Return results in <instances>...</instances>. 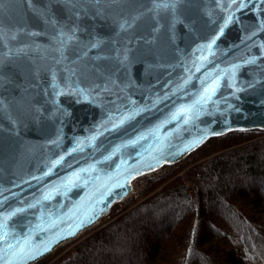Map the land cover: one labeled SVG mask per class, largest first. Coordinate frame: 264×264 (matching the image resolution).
I'll use <instances>...</instances> for the list:
<instances>
[{
    "label": "water",
    "instance_id": "obj_1",
    "mask_svg": "<svg viewBox=\"0 0 264 264\" xmlns=\"http://www.w3.org/2000/svg\"><path fill=\"white\" fill-rule=\"evenodd\" d=\"M240 2L0 0V218L24 208L8 231L50 249L26 264L97 224L138 176L209 137L264 130V0ZM217 77L195 119H172Z\"/></svg>",
    "mask_w": 264,
    "mask_h": 264
},
{
    "label": "trees",
    "instance_id": "obj_2",
    "mask_svg": "<svg viewBox=\"0 0 264 264\" xmlns=\"http://www.w3.org/2000/svg\"><path fill=\"white\" fill-rule=\"evenodd\" d=\"M142 178L139 195L33 264H264V130L209 137Z\"/></svg>",
    "mask_w": 264,
    "mask_h": 264
},
{
    "label": "snow or ice",
    "instance_id": "obj_3",
    "mask_svg": "<svg viewBox=\"0 0 264 264\" xmlns=\"http://www.w3.org/2000/svg\"><path fill=\"white\" fill-rule=\"evenodd\" d=\"M29 3H31V0H29ZM236 0H231V3L227 5V8H231L232 4H235ZM175 8V0H168V2L164 3H157L156 0H153V9L150 11L158 12L161 8L167 9L169 7ZM246 5L243 3V0L238 5L237 10L240 8H244ZM234 13L229 12V15L224 21V24L220 28V33L222 34L224 31V28L228 26V24L233 20ZM125 25L122 24L121 28H124ZM72 37L69 36L68 39H71ZM12 39H15V36L12 37ZM216 43V39H212L207 45H201V50L204 48H207L209 50L212 49V46ZM93 47H96L94 44ZM18 51H22L18 50ZM206 59V58H205ZM254 62V61H251ZM202 66V65H201ZM200 68L197 67V71H199ZM218 79H214L212 83L206 85V87L203 90V94H201L198 99L194 100L191 104L182 105L180 108L176 110L172 114V119L176 120L178 118H183V122L185 124L189 123L191 120L195 119L202 111L204 105L211 100L212 96L215 94L216 88L218 87ZM187 83V81H185ZM87 98V97H85ZM132 116H124L120 119L119 124H123L126 120L131 119ZM119 124H114L113 127H119ZM91 140H95V137H91ZM139 139V138H138ZM202 142V140L200 141ZM130 143H134L133 141H130ZM79 147V145H78ZM76 150V149H74ZM82 150V149H80ZM105 159H108V157H105ZM63 160V157H61L59 160H56L53 163V167L60 164ZM80 171H85L84 169H81ZM48 173H46L47 175ZM73 176L78 177V173H73ZM49 196H45L44 199H48ZM35 205L29 204L28 207H34ZM24 208H16L11 212H8L3 215L2 218H0V244H3V247H0V264H26L28 260L35 259L37 255H42L44 251L50 250L47 245H45L43 248L39 244H33L32 237L30 234H23L22 237L14 236L12 233L8 231V221L15 215L24 212ZM91 219V216H87L85 220H81L77 225H75V228L78 229L79 227L83 226L84 223H86L88 220ZM52 227H56L55 224L52 225ZM37 228H41L40 225H37ZM44 230V229H41ZM74 234V230L72 226H69V235ZM58 235V234H57ZM12 236V238L15 240V243H12L9 240V237ZM65 238V237H60Z\"/></svg>",
    "mask_w": 264,
    "mask_h": 264
},
{
    "label": "rangeland",
    "instance_id": "obj_4",
    "mask_svg": "<svg viewBox=\"0 0 264 264\" xmlns=\"http://www.w3.org/2000/svg\"><path fill=\"white\" fill-rule=\"evenodd\" d=\"M157 171V173H159V169L158 170H156ZM142 182H143V178H142V176H138L137 178H135L134 180H133V186H132V191L130 192V194L129 195H139V191H140V186L142 185ZM128 195V196H129ZM127 196V197H128ZM126 197V198H127ZM124 200V199H123ZM72 244H70L69 246H71Z\"/></svg>",
    "mask_w": 264,
    "mask_h": 264
}]
</instances>
